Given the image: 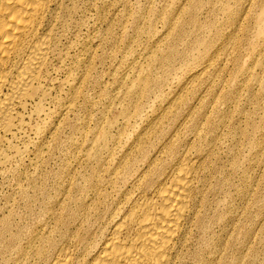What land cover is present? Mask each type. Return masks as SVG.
I'll return each mask as SVG.
<instances>
[{"label":"rangeland","instance_id":"374dc122","mask_svg":"<svg viewBox=\"0 0 264 264\" xmlns=\"http://www.w3.org/2000/svg\"><path fill=\"white\" fill-rule=\"evenodd\" d=\"M259 1L59 0L54 5L49 18L57 43L52 55L56 64L50 101L53 114L32 132L28 151L12 170L0 172V264H25L26 254L63 219H70L77 204H90L86 201L90 195L82 190L90 180L97 182L102 169L99 156L111 166L118 165L139 157L142 147L148 146L152 159L159 157L161 165L171 163L161 149L191 110L192 120L179 137L196 146L197 152L212 139L220 119L239 134L218 149L214 161L220 175L209 183L211 203L191 233L182 264H264V160L251 161L255 146L264 139V87H255L249 102V86L240 85L245 64L241 61L240 71L231 62L225 65L226 56L232 61L226 50L203 78L204 84L211 85L209 74L218 70V86L210 89L207 102L197 103L186 91L195 63L218 57L219 40L230 41L234 26L241 27L240 21H233L237 15L252 26L247 43L264 49V25L254 22V11L264 4ZM141 64L143 79L130 89L136 66ZM181 95L180 112L170 113L174 119L165 118L170 123L148 139V124ZM213 101L215 113L207 116ZM68 104L72 107L66 110ZM244 110L249 116L242 114ZM204 117L206 133L195 141L188 135ZM112 118L115 127L107 131L104 125ZM125 121L136 140L125 135L121 143H115ZM37 125L33 121L32 126ZM103 127L109 145L104 143L97 156L98 150L87 154Z\"/></svg>","mask_w":264,"mask_h":264},{"label":"bare ground","instance_id":"6f19581e","mask_svg":"<svg viewBox=\"0 0 264 264\" xmlns=\"http://www.w3.org/2000/svg\"><path fill=\"white\" fill-rule=\"evenodd\" d=\"M259 2L264 3V0ZM57 4L59 0H0V172L4 174L11 171L12 166L28 151L32 132L52 118L50 101L55 84L52 70L56 68L52 55L56 52L57 43L49 18ZM250 6L253 8V4ZM254 17L255 23L264 25V4L260 5L259 12L254 11ZM234 20L240 21L241 27L234 26L230 41L219 40L218 57L196 62L190 71L192 76L187 77L188 97L194 98L197 103L203 101L205 104L210 89L218 86V70L209 74L211 85L204 84L203 78L212 67H216L214 59L219 60L226 50H230L232 61L226 56L225 65L231 62L238 71L241 61L245 64L240 85L249 86L246 93L249 102L255 95L252 90L257 86L264 87V49L255 47L251 41L247 43L253 31L250 24L244 23V18L237 15ZM164 41L162 39L159 46ZM136 67L130 89L137 88L138 81L143 79V64ZM182 101L183 95L156 115L147 126L150 133L148 139L157 136L158 130L170 123L164 122L165 118L174 119L170 113L177 115ZM71 107L72 104H68L65 109ZM215 109L213 101L207 116L214 114ZM192 111L186 120L180 122L174 134V131L170 132L171 137L161 149V154L166 153L171 163L161 165L159 157L152 159L148 146L142 147L139 157L133 160L126 158L118 165L113 163L111 166L106 157L96 158L103 170L98 169L101 172L97 182L90 180L94 184H90L85 177V183H89L82 190L90 195L86 200L90 204H77L70 219H63L42 244L35 245L30 255L26 254L25 264L184 263V250L191 233L199 227L202 213L211 203L208 202L209 183L220 175L214 161L218 158V149L224 148L229 138L239 134L233 125H224L223 119H220L221 123L214 127L212 139L202 151L197 152L196 146L187 145L179 137L182 127L185 126V129L192 120ZM242 114L249 116L246 110ZM35 120L38 125L32 126ZM206 122L207 117H204V122L196 124L188 136L194 137L195 141L202 138L206 133ZM105 124L104 127L110 131L115 127V120L112 118ZM104 127L94 135V146L87 154L93 155L98 150L97 156L104 143L109 145V137L103 133L106 130ZM125 135H129L131 141L136 140L129 131L127 121L125 128L115 137V143H121ZM98 143L101 146L95 148ZM217 143L218 148L214 150ZM212 147L213 156L210 155ZM229 153L233 154L234 148ZM38 157L35 156V160ZM262 159L264 139L255 146L251 161ZM76 160L83 165L82 157L77 156ZM230 166L235 167L234 161ZM105 174H108L106 178Z\"/></svg>","mask_w":264,"mask_h":264}]
</instances>
